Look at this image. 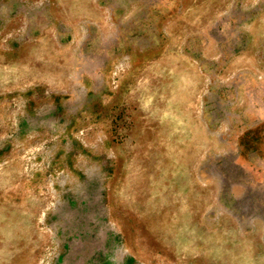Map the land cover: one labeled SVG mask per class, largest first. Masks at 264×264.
I'll list each match as a JSON object with an SVG mask.
<instances>
[{"label": "rangeland", "instance_id": "1", "mask_svg": "<svg viewBox=\"0 0 264 264\" xmlns=\"http://www.w3.org/2000/svg\"><path fill=\"white\" fill-rule=\"evenodd\" d=\"M90 2L0 0V264H264L223 171L264 0Z\"/></svg>", "mask_w": 264, "mask_h": 264}, {"label": "crops", "instance_id": "2", "mask_svg": "<svg viewBox=\"0 0 264 264\" xmlns=\"http://www.w3.org/2000/svg\"><path fill=\"white\" fill-rule=\"evenodd\" d=\"M92 1L89 9L93 8ZM146 1L144 9L149 13L157 0ZM73 5V0H65V11L71 10ZM227 87H231L233 98L225 126L228 154L223 167L225 181L230 186L232 199L243 203L247 200L254 206L261 205L264 210V200H256L264 198V68H249L234 74ZM215 261L234 264L227 253L220 261Z\"/></svg>", "mask_w": 264, "mask_h": 264}]
</instances>
